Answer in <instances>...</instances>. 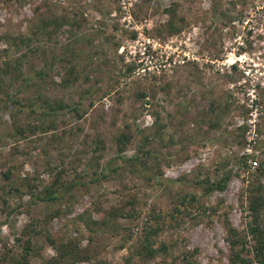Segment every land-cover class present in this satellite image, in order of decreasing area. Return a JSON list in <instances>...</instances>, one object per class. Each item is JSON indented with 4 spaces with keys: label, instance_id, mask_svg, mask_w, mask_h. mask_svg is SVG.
<instances>
[{
    "label": "rangeland",
    "instance_id": "obj_1",
    "mask_svg": "<svg viewBox=\"0 0 264 264\" xmlns=\"http://www.w3.org/2000/svg\"><path fill=\"white\" fill-rule=\"evenodd\" d=\"M211 5L210 0H0V50L9 56L14 50L4 38L29 35L39 16L64 23L28 62L46 72L43 98L67 105L43 121L56 126L46 133L33 131L41 121L27 108L11 110L13 116L0 111V252L22 254L27 233L39 224L42 234L32 241L31 264L55 255L44 232L80 240L91 260L79 264H158L161 257L126 263L130 243L124 240L154 214L171 226L177 190L200 197L196 184L208 172L222 159L244 155L247 171L202 200L219 205L218 212L201 214L191 205L187 215L174 213L181 221L161 238L174 243L166 262L228 264L224 223L244 230L248 190L264 160V0H220L215 16ZM170 18L179 29L174 34L167 29ZM64 56L59 67L56 60ZM68 65L76 68L78 80L65 88L61 77ZM26 96L37 95L30 90ZM226 103L230 110L221 127L211 129L213 114ZM74 108L86 110L82 119ZM240 126L246 127L241 144L234 139ZM122 132L130 137L123 155L145 163L138 166L140 177L103 168L107 162L115 168ZM97 138L103 149L94 153ZM98 154L103 171L87 165ZM51 168H63V180L78 185L60 203H34L21 180L47 188L54 180ZM8 171L16 192L7 194ZM131 197L130 217L118 220L123 227L118 235L87 231V224L96 229Z\"/></svg>",
    "mask_w": 264,
    "mask_h": 264
},
{
    "label": "trees",
    "instance_id": "obj_2",
    "mask_svg": "<svg viewBox=\"0 0 264 264\" xmlns=\"http://www.w3.org/2000/svg\"><path fill=\"white\" fill-rule=\"evenodd\" d=\"M211 6L213 7V15H218V9L216 2L220 0H210ZM220 15V13H219ZM64 23L55 20L54 18L48 17L44 18L39 16V22L35 29L29 35H21L15 37L4 38L5 43L8 47L14 50L13 55L9 56L5 51L0 50V96L3 97L2 108L0 111H6L10 116H13V111L19 113L23 109H29V113H37V118L40 119L38 126H35L33 131L40 130L41 133H46L48 129H55V125L52 121L47 126H44L43 121L46 119H51L52 116H56L58 113L65 110L67 107L62 100L43 98L42 92L45 86L46 72L44 69L40 68L36 70L34 66H31L28 62V55L37 53L40 47V43H45V40H49L51 35L55 34ZM52 28V29H50ZM169 34H174L179 29H177L173 24V19L170 18L169 24L167 26ZM39 47V48H38ZM4 59H3V56ZM3 59V61H1ZM59 67L64 66L65 56L56 60ZM66 62L70 61L66 60ZM25 63V64H23ZM27 64V65H26ZM26 65V68H24ZM55 67V65L53 66ZM235 69V66H232ZM58 70V69H57ZM65 75L61 77L62 86L69 88L75 84L78 80V71L72 65H68L67 68L64 67ZM30 90H33L37 96L29 98ZM25 96V100L22 101L21 97ZM31 99H33L31 101ZM39 106H36V104ZM75 107L78 104H74ZM219 112L213 114V122L210 123L211 129H219L221 127V119L225 116V113L230 110V104L226 103L224 107H218ZM212 108L211 110H213ZM74 113L77 120L84 117L86 110H79L74 108ZM211 112V111H210ZM247 112V111H246ZM244 112V114L246 113ZM246 132L245 126H240L238 132L235 134L234 139L236 142L241 144V139L244 138ZM129 134L120 133L116 138L117 156L118 161L115 164V168H112V163L107 162L104 165V170L109 168L114 174L119 172H128L134 176H141L138 166L145 168V163L134 156L133 158L127 159L123 154L125 152L126 145L129 143ZM264 143H261V149L264 152ZM103 149L102 142L97 138L95 141L94 153H98ZM101 156L98 154L93 161L87 163L88 166L93 168L102 169L99 165V159ZM249 156H239V157H227L222 159L216 166L212 173H207L202 180H200L196 186L201 191L200 197H197L195 193L191 192H180L177 190L174 196V208L171 214L170 222L171 226L163 221V217L154 214L147 218V221L141 227L139 233L130 236L124 240V243H130L129 254L126 256L125 262L131 263L134 257L139 258L144 262H148L156 257H161V261L158 264H175V261L166 262L165 258L171 255V249L174 248V243H166L162 240V236L169 229H172L174 225L179 224L181 220L174 218V213L181 215L183 212L187 215L186 211L191 205H197L201 214H215L219 210V205L206 206L202 201L203 198L209 196L213 192H223L228 183L234 177L240 176V170L245 172L248 169L247 162ZM134 162V163H132ZM233 162V164H231ZM132 163V164H131ZM235 167H237L236 170ZM50 173L54 174V180L50 186L47 188L39 189L31 182L26 179L21 180L20 186L26 188L29 193V198L34 203H44L48 205H53L60 203L65 200L66 196L71 193L73 188H75L78 183L73 181L68 183L63 180L62 176L64 169H50ZM10 171L4 173V178L9 181L10 193L12 190L16 192L15 180L10 176ZM96 175V173H95ZM162 174H157L161 177ZM264 176V160H262L256 168L254 173L255 181L250 185L249 195L247 197V212H248V222L245 224V228L242 232H239L235 228L231 227L228 222L224 223V228L226 231V242L228 245V264H264V183L261 182V178ZM93 181H98L97 178ZM181 180L172 181L173 183H178ZM10 191V192H9ZM6 194V195H7ZM3 202L6 203L5 199ZM135 198L131 197L129 201L112 209L107 218L102 220L100 223H96L97 230L91 228L87 224V231L90 233H98L99 231H111L115 235H118L123 227L119 225L118 220L129 218L130 213H126L127 205H133ZM182 217L181 219H183ZM79 219H83L80 217ZM39 223V222H36ZM36 229L33 231L29 230L26 235V242L23 247V253L15 255L13 251L0 252V264H31L28 260L30 251L32 248V241L41 236L42 232L39 229V224H36ZM45 239L49 245L54 250L55 255L49 258L44 264H79L82 262H89L91 260L90 254L87 248L81 247V241L77 238H69L66 240H58L54 238L52 234L44 232ZM24 237V235L22 236ZM134 237V240H132ZM131 239V240H130ZM17 242L20 239L17 238ZM131 241V242H129ZM31 246V247H30Z\"/></svg>",
    "mask_w": 264,
    "mask_h": 264
},
{
    "label": "built area",
    "instance_id": "obj_3",
    "mask_svg": "<svg viewBox=\"0 0 264 264\" xmlns=\"http://www.w3.org/2000/svg\"><path fill=\"white\" fill-rule=\"evenodd\" d=\"M254 166H256V163H253Z\"/></svg>",
    "mask_w": 264,
    "mask_h": 264
}]
</instances>
